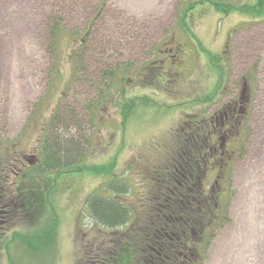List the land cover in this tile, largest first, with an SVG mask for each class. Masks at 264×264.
<instances>
[{
    "label": "rangeland",
    "instance_id": "374dc122",
    "mask_svg": "<svg viewBox=\"0 0 264 264\" xmlns=\"http://www.w3.org/2000/svg\"><path fill=\"white\" fill-rule=\"evenodd\" d=\"M258 1L0 0V165L12 167V182L36 166L45 137L80 148L75 164L47 180L55 188L51 206L37 209L44 218L10 223L0 264H79L84 247L106 236L87 199L124 184L118 199L138 218L185 123L231 109L242 94L236 139L219 138L233 150L228 214L207 237L203 262L264 264V12L249 10Z\"/></svg>",
    "mask_w": 264,
    "mask_h": 264
},
{
    "label": "trees",
    "instance_id": "16d2710c",
    "mask_svg": "<svg viewBox=\"0 0 264 264\" xmlns=\"http://www.w3.org/2000/svg\"><path fill=\"white\" fill-rule=\"evenodd\" d=\"M223 7L227 12L235 10L233 5ZM249 10L264 12V0H259L258 6ZM50 31L56 40L57 34L62 31L61 25L54 24ZM100 46L105 49L104 45ZM119 72V69H115L110 77L108 75V79ZM100 73L105 75L101 68ZM84 77L79 76L80 79ZM201 135L200 132L197 134L194 130H189L183 140H180L179 152L168 154L164 170L167 171L165 176L169 185L164 189L158 183L151 195L144 196L147 199L141 209H137L138 212L140 210L138 218L135 209L132 210L118 199V196L126 195L128 189L124 184L111 187L112 196L98 192L87 199L88 213L106 236L84 247L79 264H204L205 246L209 241L207 237L209 239L210 233L224 223L225 215L228 214L224 196L228 183H224V171L232 162L225 166L220 189H216L213 194L200 189L196 186L197 182L193 185V182L185 181L182 175L177 176L176 168L184 176L190 177L193 170L197 172L204 166L210 153L206 152L207 143ZM79 149L74 142L63 143L59 138L48 143L45 137L41 142L40 162L34 167L21 169L23 173H17L18 176L12 182L9 181L12 167L8 169L7 165H0V240L3 231L1 226L9 228L14 219L29 218L38 224L43 215L37 209L39 210L40 203L51 206L48 196H51L55 188V183L47 184V180L51 174L61 176L65 169L72 163L75 164ZM192 176L194 180L197 178L196 174ZM39 179L42 183L37 181ZM154 181L158 182L156 178ZM9 182L13 189L10 201L8 188L6 189ZM105 190L108 191L107 188ZM51 214L49 223L55 215L53 212ZM54 229L55 226L52 225L50 232ZM43 234L47 238V233Z\"/></svg>",
    "mask_w": 264,
    "mask_h": 264
},
{
    "label": "flooded vegetation",
    "instance_id": "af4514ba",
    "mask_svg": "<svg viewBox=\"0 0 264 264\" xmlns=\"http://www.w3.org/2000/svg\"><path fill=\"white\" fill-rule=\"evenodd\" d=\"M165 52V50H162L161 53ZM140 73V72H139ZM141 75L139 74V77ZM243 94L241 96V101H238L236 103V105L234 107L230 108H226L227 110L224 111H219L218 113H213L211 116H209V118L207 119H194V120H188L187 123H185V127L183 128V132L185 134H188L189 130H194L195 132H197V134L200 132L202 133V137L205 138V143L206 144V152L210 153L209 157L207 158L206 162H204V166L201 167V169L197 170V172L195 170H193L192 173H190V177L188 176H184L182 173L180 172V169L178 170V168L175 169V173L178 176L179 174L182 175L184 177V180L193 184L195 182H197L196 186H199L200 189L203 188L204 191H206L207 193H214L213 190L215 189H220V183L222 182V178H223V171L224 168H226L225 166H227L229 164V156H231L233 154V150H229V144L228 146H222L220 145L219 142V138L222 136H226V139H229L230 144L232 143V141H234L236 139V135H233V132H235V128H237V126H240V124L242 123L241 118L244 117V110L241 108L238 109V106L243 104ZM237 107V108H236ZM198 117V116H196ZM220 119L221 122L219 123V128L216 126V124H214V121ZM239 124V125H238ZM236 134V133H235ZM233 135V136H232ZM232 136V137H231ZM239 141V140H238ZM237 141V142H238ZM240 142V141H239ZM219 148V149H218ZM235 148V146L232 147V149ZM195 151L197 152L196 148ZM218 151H220L219 155H218ZM227 157L228 159H226L227 161H223V164L219 163L218 164V158L222 160ZM40 159H38L37 164L40 162ZM228 162V163H227ZM162 171L158 172V176H157V180L159 183V186L161 188L167 189L166 186H168L169 182L167 181V177L165 176L167 174V171L164 169H161ZM215 172L216 176H212V174ZM193 174L197 175V178L194 180V177L192 176ZM18 176V175H17ZM210 176H212V178L215 180L217 178L216 181H214L215 183V187H213L211 190H209L210 192H208V190L206 189L205 186V182L206 179H208ZM210 179V178H209ZM10 181V180H9ZM10 183V182H9ZM170 188V187H169ZM168 188V191H169ZM216 192V191H215ZM3 227V231H2V239L0 240L1 242H3L5 240V235L6 233L9 231L10 227Z\"/></svg>",
    "mask_w": 264,
    "mask_h": 264
}]
</instances>
